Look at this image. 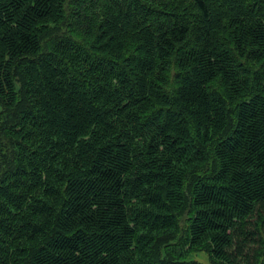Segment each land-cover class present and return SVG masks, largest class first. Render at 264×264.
Listing matches in <instances>:
<instances>
[{
    "label": "trees",
    "instance_id": "obj_1",
    "mask_svg": "<svg viewBox=\"0 0 264 264\" xmlns=\"http://www.w3.org/2000/svg\"><path fill=\"white\" fill-rule=\"evenodd\" d=\"M0 103V264H264V0H0Z\"/></svg>",
    "mask_w": 264,
    "mask_h": 264
},
{
    "label": "rangeland",
    "instance_id": "obj_2",
    "mask_svg": "<svg viewBox=\"0 0 264 264\" xmlns=\"http://www.w3.org/2000/svg\"><path fill=\"white\" fill-rule=\"evenodd\" d=\"M1 108L2 105L0 103V110ZM180 239H181L180 235H177V238L174 241V243L178 244ZM185 250H187V248ZM180 259L182 262H186V263L195 262L198 264H220L214 260L211 251L207 247L191 249L188 253H186L184 257L180 256Z\"/></svg>",
    "mask_w": 264,
    "mask_h": 264
}]
</instances>
